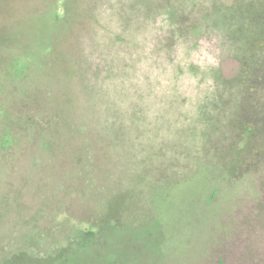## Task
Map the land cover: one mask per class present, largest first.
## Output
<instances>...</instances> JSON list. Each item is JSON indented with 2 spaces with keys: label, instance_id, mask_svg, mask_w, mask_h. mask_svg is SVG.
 I'll list each match as a JSON object with an SVG mask.
<instances>
[{
  "label": "rangeland",
  "instance_id": "1",
  "mask_svg": "<svg viewBox=\"0 0 264 264\" xmlns=\"http://www.w3.org/2000/svg\"><path fill=\"white\" fill-rule=\"evenodd\" d=\"M57 2L0 0V263L264 264L263 0Z\"/></svg>",
  "mask_w": 264,
  "mask_h": 264
},
{
  "label": "trees",
  "instance_id": "2",
  "mask_svg": "<svg viewBox=\"0 0 264 264\" xmlns=\"http://www.w3.org/2000/svg\"><path fill=\"white\" fill-rule=\"evenodd\" d=\"M262 3L264 4V0ZM75 7L76 0H58L56 3L55 13H53L54 18H52L51 24L55 25L57 22L60 23L62 28H65L70 19H79ZM262 7L261 9L264 10V5ZM262 16L264 17L263 14ZM261 41L264 43V38L259 36L257 38V42L261 43ZM45 55H51L50 48L45 51ZM251 131V127L248 126L246 128L247 134H249ZM137 228V226H131L129 223L124 222L121 215L120 217L110 215L108 220L102 221L97 229L91 225H87L86 229H80L78 235L75 236L70 244L59 249L54 256L37 257L21 252L4 259L0 264H63L68 260L69 253L78 250L83 252H93L96 255H100L103 247H105V239L108 235L122 237L124 230L132 231L136 230ZM131 249L135 250V246H131Z\"/></svg>",
  "mask_w": 264,
  "mask_h": 264
}]
</instances>
